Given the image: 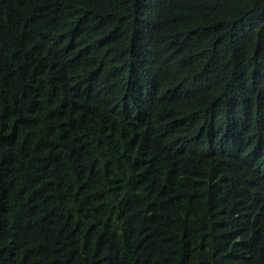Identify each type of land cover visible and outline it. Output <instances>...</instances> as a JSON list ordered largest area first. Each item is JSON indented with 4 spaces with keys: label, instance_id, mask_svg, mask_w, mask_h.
<instances>
[{
    "label": "trees",
    "instance_id": "16d2710c",
    "mask_svg": "<svg viewBox=\"0 0 264 264\" xmlns=\"http://www.w3.org/2000/svg\"><path fill=\"white\" fill-rule=\"evenodd\" d=\"M0 264H264V0H0Z\"/></svg>",
    "mask_w": 264,
    "mask_h": 264
}]
</instances>
